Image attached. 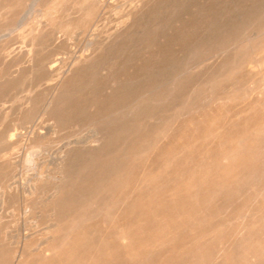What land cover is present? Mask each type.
<instances>
[{"label": "rangeland", "instance_id": "1", "mask_svg": "<svg viewBox=\"0 0 264 264\" xmlns=\"http://www.w3.org/2000/svg\"><path fill=\"white\" fill-rule=\"evenodd\" d=\"M0 264H264V0H0Z\"/></svg>", "mask_w": 264, "mask_h": 264}, {"label": "bare ground", "instance_id": "2", "mask_svg": "<svg viewBox=\"0 0 264 264\" xmlns=\"http://www.w3.org/2000/svg\"><path fill=\"white\" fill-rule=\"evenodd\" d=\"M85 2V1H84ZM239 52V51H238ZM238 54V53H237ZM241 54V53H240ZM236 58V57H235ZM252 62V61H251ZM234 64V63H233ZM232 64V65H233ZM215 78V77H214ZM218 86V85H217ZM215 90V89H214ZM217 91V90H216ZM183 103H186V102H183ZM195 123V122H194ZM217 139V138H216ZM137 144V143H136ZM141 145V144H140ZM136 150V149H135ZM140 150V149H139ZM176 153V152H175ZM177 155V154H176ZM173 156H175V155H173ZM182 156V155H181ZM184 157V156H183ZM187 159V158H186ZM175 160V159H174ZM174 160H173V162H174ZM178 160V159H177ZM222 160V159H221ZM224 160V159H223ZM182 163H183V161H181ZM186 162V161H185ZM118 163V162H117ZM178 165V164H177ZM171 166V165H170ZM124 169V168H123ZM125 170V169H124ZM114 171V170H113ZM107 173V172H106ZM194 176V175H193ZM192 176V177H193ZM194 180V179H193ZM203 181V180H202ZM196 182V181H195ZM196 185H197V183H195ZM192 186V185H191ZM194 187V186H193ZM103 205V204H102ZM107 205V204H106ZM137 207V206H136ZM104 209H105V207H104ZM181 210V209H180ZM182 214H183V212H182Z\"/></svg>", "mask_w": 264, "mask_h": 264}]
</instances>
